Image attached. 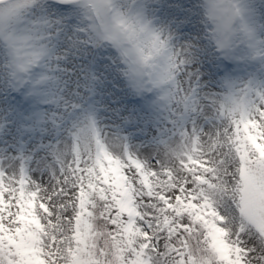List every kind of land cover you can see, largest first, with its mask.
<instances>
[{
    "label": "snow or ice",
    "instance_id": "6c2138e0",
    "mask_svg": "<svg viewBox=\"0 0 264 264\" xmlns=\"http://www.w3.org/2000/svg\"><path fill=\"white\" fill-rule=\"evenodd\" d=\"M58 3L71 30L58 5L0 0V264H264V38L243 0H205L211 30L182 38L179 16ZM238 39L254 75L221 74ZM114 89L151 93L166 122ZM34 97L49 110L25 116Z\"/></svg>",
    "mask_w": 264,
    "mask_h": 264
},
{
    "label": "bare ground",
    "instance_id": "6f19581e",
    "mask_svg": "<svg viewBox=\"0 0 264 264\" xmlns=\"http://www.w3.org/2000/svg\"><path fill=\"white\" fill-rule=\"evenodd\" d=\"M46 3L50 5H58L59 12L62 15L57 16L56 8H53L49 15L57 20H62L69 30L79 24L80 18L70 10V5L59 4L56 0H46ZM118 3L122 10L130 12L132 15L144 16L151 20L157 27L160 26L161 22H164L173 16H179L181 19L190 21V23H186L182 29L178 30L177 35L181 38L184 35L191 33L197 24H199L200 28L205 33L211 30L203 22L204 19H206L204 9L205 0H118ZM243 7L245 19L249 26L256 32L257 38H264V36H261V33H264V0H243ZM228 62L229 64H227ZM9 64L10 58L7 56L3 45L0 44V92L7 91L13 83L12 69ZM219 64L221 74H223L225 70L232 71L239 66L242 70V74L246 77H248L249 74H256L260 68L259 59H252L247 44L242 43L239 39L236 40L233 46L232 55L228 56L225 54L220 56ZM114 91L118 98L114 106H123L129 110L134 109L137 114L142 108L141 106H136L138 105L137 103H140L136 98L145 99L146 102H150V99H153L151 93H147L145 96L141 97L138 95H128L126 91L115 89ZM20 94L19 91H15V95ZM12 98H14V96ZM47 110H49V105L43 103L42 98L34 97L28 103V107L23 109L22 112L27 116L31 115L34 111L44 112ZM148 114L151 119L147 120L145 115L144 117L140 115V117L152 123H165V118L169 115L166 112L159 111V118L156 119V117H153L152 113L149 112ZM135 142L138 143L139 141Z\"/></svg>",
    "mask_w": 264,
    "mask_h": 264
},
{
    "label": "rangeland",
    "instance_id": "374dc122",
    "mask_svg": "<svg viewBox=\"0 0 264 264\" xmlns=\"http://www.w3.org/2000/svg\"><path fill=\"white\" fill-rule=\"evenodd\" d=\"M56 1H58V0H56ZM221 56H223V55H221ZM227 64H229V62ZM222 70H224V69H222ZM0 86H1V84H0ZM147 98H151V97H147ZM136 100L138 102H140V103H137L138 105H136V106H141V108H142L141 110L138 111L139 116L141 115V116L144 117V115H145L147 117V120L151 119V117L148 114L150 112V113L153 114V117H156V119L159 118V115H158L159 114V110L154 108L153 105H152L153 99H150L151 100L150 102H146L145 99H141V98H136Z\"/></svg>",
    "mask_w": 264,
    "mask_h": 264
}]
</instances>
